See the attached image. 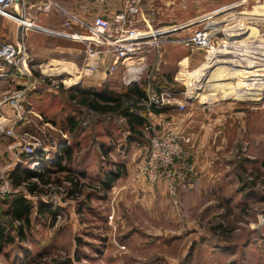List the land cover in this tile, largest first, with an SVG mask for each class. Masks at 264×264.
<instances>
[{
	"label": "rangeland",
	"instance_id": "1",
	"mask_svg": "<svg viewBox=\"0 0 264 264\" xmlns=\"http://www.w3.org/2000/svg\"><path fill=\"white\" fill-rule=\"evenodd\" d=\"M140 2L153 30L184 25L172 34L174 39H187L203 28L217 29L215 46L207 52L175 43L160 48L167 46L170 58H190L181 66L160 68L177 75L179 81L170 80L172 92L183 99L184 108L189 102L202 112L201 123L182 128V133L179 128L159 132L150 122L152 131L143 128L140 138L129 141L122 118L95 114L78 98L72 100L77 96L72 85L29 84L22 103L32 110L27 113L32 120L29 131L49 152L66 143L63 147L70 154L64 152L65 172L56 171L59 157L42 168L48 184L29 181L38 184L36 192L26 184L17 187L44 198L26 199L31 224L23 228V237L17 234L18 222L4 216L11 198L0 202V223L9 237L0 264H264V0ZM140 27L148 29L146 24ZM236 43L253 53L238 51L234 56L231 47ZM150 69L139 83L147 80L153 85ZM33 75L40 79L41 71ZM113 75L105 87L121 92L122 75ZM255 76V88L239 84ZM60 78L67 79L65 74ZM12 89L10 80L0 77V102ZM9 108L0 104L2 126L12 115ZM69 118L80 122L76 134L68 132ZM152 133L177 137L182 161L191 167L185 171V186L178 182L174 197L163 182L149 183L142 172ZM10 143L0 131V178L27 168L14 162ZM41 154L38 150L35 157ZM128 162L140 165L126 171ZM109 171L123 176L105 191L100 181ZM72 177L78 187L69 195Z\"/></svg>",
	"mask_w": 264,
	"mask_h": 264
},
{
	"label": "built area",
	"instance_id": "2",
	"mask_svg": "<svg viewBox=\"0 0 264 264\" xmlns=\"http://www.w3.org/2000/svg\"><path fill=\"white\" fill-rule=\"evenodd\" d=\"M106 2L107 0H89L90 6H80L78 11L92 13L93 7L103 6ZM121 2V11L109 17L93 15L91 24H85L76 15L64 11L70 20L81 23L87 29L88 35L51 33L84 42L88 45V48L94 46L91 51L88 50L87 58L79 68L71 67L68 70H63L61 66H39L38 71H41V76L38 80L33 75L36 69L33 67L25 36H21L12 43L0 42V77L10 78L22 84L20 88L6 96L5 101L0 102V104L6 103L13 112L11 117L5 119V124L0 128V131L6 137L11 138L9 149L12 151V158L15 163L26 166L31 170L40 171L46 165L55 164L59 157V153L52 154L49 152L41 139L29 131L32 120L27 113H31L32 110H25L22 103L27 88L32 82H61L65 87H71V85L73 88L79 87L85 77L94 74L99 65L108 59L107 73L113 75L121 72L122 83L129 86L132 83L141 81L147 70V56L151 52L159 53L162 44L193 45L203 50L206 49V52L212 48V45L215 46L213 40L215 34H217V29L203 28L197 30L193 36L187 39H174L172 34L181 30L184 25L176 28L153 30L149 17L144 18L143 16L140 0H121ZM17 3L18 0H0V17L10 18L19 23L25 30L37 28L33 23L26 22L22 16H14L8 12ZM46 3L47 7L51 5L49 0H46ZM229 8H223L222 11ZM142 24H146L148 29L141 28ZM218 31L220 30L218 29ZM63 74L66 75L67 79L60 78ZM182 103L171 91L154 93L148 81L146 98L139 100L137 104L140 107L139 113L146 119L144 129L152 131L150 121L147 118L152 107L176 105L183 109L184 105ZM176 140L177 137L171 134L157 137L152 133L149 156L142 169L149 183L163 182L170 197L176 195L178 182L182 181V186H185L183 183L185 171L191 169L188 163L182 161L181 149ZM38 150L42 154L40 157H35ZM190 185L189 180L188 186ZM23 186H25V183L17 187L22 188ZM17 187L14 186L12 178L8 174L2 176L0 178V202L15 194L22 195L24 199L44 200L41 195L30 194L19 190ZM56 202L57 200L54 201V204ZM60 215L58 214L56 218L60 219Z\"/></svg>",
	"mask_w": 264,
	"mask_h": 264
},
{
	"label": "crops",
	"instance_id": "3",
	"mask_svg": "<svg viewBox=\"0 0 264 264\" xmlns=\"http://www.w3.org/2000/svg\"><path fill=\"white\" fill-rule=\"evenodd\" d=\"M49 1L51 5L47 7L46 0H18V3L13 8H10L8 12L14 16H22L26 22L33 23L37 28L25 30V28L19 23L2 16L0 17V42L12 43L24 35L29 55L32 58L33 67L36 70H39V66H46L51 63L56 64L59 62L67 65L61 66L63 70H68L71 67L79 68L84 64L88 50L91 51L94 46L88 48V45L84 42L74 40L64 35H55L51 33L59 32L65 35L78 34L79 36L88 35L87 29L81 23L70 20L64 11L76 15L79 20L85 24H91L93 15L109 17L121 11L122 2L121 0H107L105 5L93 7L92 13H81L78 11L80 10V6H90L89 0ZM166 47L167 46H164L159 54L151 52L147 56L146 65L147 67H150V71L154 73L150 77L151 83L153 84L152 88L154 90L159 88L161 91L170 90L172 92L170 84L172 80L179 81L177 75L175 74L176 76H173L172 70L165 71L162 70L160 66L162 65L163 67L167 64L174 65L177 63L181 66V63L187 60L190 61V58L187 56L182 57L183 59L170 58L167 55ZM108 65L109 60L106 59L99 65L98 70L94 75L92 74L93 76H91V78H88L89 76L87 78L85 77L86 79L84 78L79 85L84 89H101L105 85V80L110 78V76H114L107 73ZM119 74L121 75V72H118L115 77ZM7 79L10 80L14 89H18L22 85L21 82L10 78ZM125 87L128 86H125L122 83L121 76V83L119 82L118 89L120 88L122 89L120 91H123V88ZM14 89H12L11 94L15 91ZM180 100L183 102L182 98ZM190 105L191 103H186V108H184L183 111L178 110L176 105L169 106L166 107V111L159 114L150 112L147 115V118L159 132H164L171 128H179L178 130L180 132L185 133V128L190 127L191 125L198 126L201 123L202 112ZM182 128H184V130H182ZM65 144L66 143L63 145ZM63 145H56L55 151L53 150V152H51L52 154L59 153V158L62 159V165H64L66 161L64 156L66 150H64ZM138 165L140 164L134 165L132 162L125 163V170L127 171L129 168ZM25 169L27 168H19L15 170L12 176L17 174L23 175ZM122 176L123 175H121V177ZM121 177H119L118 180ZM24 181L25 180L21 181L20 184L25 183Z\"/></svg>",
	"mask_w": 264,
	"mask_h": 264
},
{
	"label": "trees",
	"instance_id": "4",
	"mask_svg": "<svg viewBox=\"0 0 264 264\" xmlns=\"http://www.w3.org/2000/svg\"><path fill=\"white\" fill-rule=\"evenodd\" d=\"M147 84V80L142 81L141 83L131 84L130 86L123 88V91L121 92H115L113 90L107 89L105 87L106 84L99 90L75 87L72 89L76 90L75 92L77 93V96H71V99L75 101V99L78 98L80 105L86 107L89 111H92L95 114L104 116H119L122 118L125 121L127 129L130 133L127 137L130 141L132 140V137L140 138L143 135L142 130L145 126L146 119L142 114L139 113L140 107L137 104L139 100L146 98ZM152 91L154 93H158L161 90L159 88L155 90L152 88ZM164 111H166V107L151 108V112L155 114H159ZM69 122L71 123V128L68 130V132L76 134L80 123L79 120L69 118ZM66 153L70 154L68 150H66ZM55 167L56 171L58 172H65L67 169V167L63 166L61 162H57ZM121 169L124 171L123 166ZM119 172H106L105 178L100 181V185H102L101 187L103 190H109L113 182L121 177L122 174ZM49 173L50 172L48 170L47 174L49 175ZM81 176L84 177L85 174L83 173ZM11 177L13 184L16 187L21 185V181L25 180L24 182L31 193L36 192L38 189V184L36 182H29L30 180L33 179L39 181L41 184L49 183V178L46 179L45 177V170L39 172L26 170L23 175L17 174ZM68 179V182L71 184V189L68 194L73 195L77 192L78 182L73 177ZM9 198H11V200L8 203L9 205L7 210L4 211V216L9 218L11 221L18 222L17 234L23 237V228L29 227L31 224V206H29L28 201L21 195L15 194ZM37 210L38 212L41 211L39 208H37ZM8 239L9 237L8 234H6L5 227L2 223H0V253L2 252L3 246L8 241Z\"/></svg>",
	"mask_w": 264,
	"mask_h": 264
},
{
	"label": "bare ground",
	"instance_id": "5",
	"mask_svg": "<svg viewBox=\"0 0 264 264\" xmlns=\"http://www.w3.org/2000/svg\"><path fill=\"white\" fill-rule=\"evenodd\" d=\"M250 38V37H249ZM245 39V38H244ZM243 40V39H242ZM247 40V39H246ZM250 40V39H249ZM239 42V41H238ZM241 42V41H240ZM250 42V41H249ZM240 44V43H239ZM239 44H234L232 47H231V49H232V52H233V55L234 54H237V53H234V52H238V51H249V53L251 52V53H253L252 51H250V50H247V49H244L243 47H241V45H239ZM248 47V46H247ZM214 52H217V50H215V49H212ZM259 51V50H258ZM255 52H257V51H255ZM212 53H210V55H211ZM235 56V55H234ZM233 59V58H232ZM209 60V58H207V61ZM251 64V63H250ZM48 66H60V64L59 63H56V64H48V65H46L45 67H48ZM203 66V65H202ZM216 66V65H215ZM214 66V67H215ZM251 67V66H250ZM248 69H250V68H248ZM244 70V69H243ZM241 71V72H245V70L244 71ZM251 70V69H250ZM248 71V70H247ZM197 73V71L195 72V74ZM248 73H249V71H248ZM247 74V73H246ZM233 75H234V73H233ZM236 75V74H235ZM234 75V76H235ZM239 75V74H238ZM200 76V75H199ZM202 76V75H201ZM204 77V76H203ZM247 78V77H246ZM201 80H204L203 78H201L200 79V81ZM258 81H259V79H258V76H255V77H253V78H251V80L250 81H246V80H244L243 81V78H242V81H240V83L239 84H242V85H244V86H241V87H245L246 89L250 86L251 88H255L256 86H257V83H258ZM247 82H249L250 84H247ZM1 124H0V128H1Z\"/></svg>",
	"mask_w": 264,
	"mask_h": 264
}]
</instances>
